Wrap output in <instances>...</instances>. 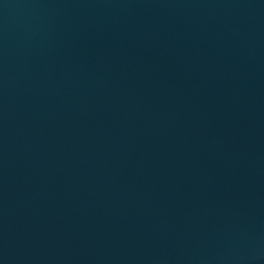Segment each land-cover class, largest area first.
Segmentation results:
<instances>
[{"label": "water", "instance_id": "1", "mask_svg": "<svg viewBox=\"0 0 264 264\" xmlns=\"http://www.w3.org/2000/svg\"><path fill=\"white\" fill-rule=\"evenodd\" d=\"M0 264H264V0H0Z\"/></svg>", "mask_w": 264, "mask_h": 264}]
</instances>
